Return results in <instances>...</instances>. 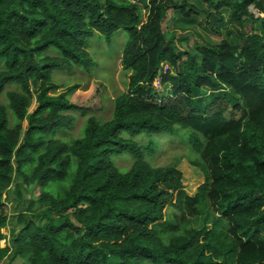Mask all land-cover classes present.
I'll return each mask as SVG.
<instances>
[{"label":"trees","instance_id":"16d2710c","mask_svg":"<svg viewBox=\"0 0 264 264\" xmlns=\"http://www.w3.org/2000/svg\"><path fill=\"white\" fill-rule=\"evenodd\" d=\"M250 6L264 14V0H0V95L17 88L0 101V241L5 193L24 206L0 264H264V16ZM198 27L183 47L177 31ZM118 29L126 91L109 120L58 138L84 111L53 71L91 69L87 39ZM159 137L196 154L193 194L175 165L150 164ZM123 154L125 171L110 161Z\"/></svg>","mask_w":264,"mask_h":264},{"label":"rangeland","instance_id":"374dc122","mask_svg":"<svg viewBox=\"0 0 264 264\" xmlns=\"http://www.w3.org/2000/svg\"><path fill=\"white\" fill-rule=\"evenodd\" d=\"M250 8V7H249ZM142 9L143 20L146 19L147 13L145 8ZM196 28V31L185 30L177 31V35H186V43L183 47H190L194 42H201L199 37L203 34L202 30ZM249 27L247 29L249 31ZM182 36V35H181ZM128 35L123 29L115 31L110 40L107 42L105 36L100 34H93L87 39V52L96 65L89 70L80 67H73L66 70H55L52 73V80L57 84L58 89L56 95L66 93L71 104L78 108H82L84 112L74 111L71 114L74 116V121L67 130H61L63 133L57 135L63 140H70L78 138L82 135V129L91 116L100 121H107L111 118L113 111V100L126 91L128 83L129 72L122 69L120 65L121 52L127 43ZM167 67V66H165ZM0 70L2 65L0 64ZM158 80L155 81L154 86L157 87ZM159 88V87H157ZM17 90L14 85H9L4 88L0 95V101L7 104L6 92L9 90ZM35 107L34 102L29 109L31 112ZM25 123H23V126ZM65 131V132H64ZM123 135H126L123 133ZM133 139L141 143H146L148 140H155L156 135H146L140 133L133 137ZM159 147L154 155L149 158V162L154 167H164L175 165V167L182 173V183L184 191L188 194H193L195 189L203 182L202 173L191 164L192 160L196 159L189 146L182 140L174 138L166 140L159 137ZM110 161L122 171L130 168L132 163L131 156L123 154L120 156H113ZM20 182L19 178L15 177L14 182ZM12 188L5 193V211L7 215V224L1 230L4 238L0 241V246L10 245V236L12 231H16L20 227L18 222V214L24 212V206L16 207V202L13 200ZM25 197V203L31 198L38 195V190L32 188L30 194L21 190ZM17 209V210H16ZM164 220H174L177 211L171 206H167L164 211ZM163 220V221H164ZM9 260V259H8ZM5 264H20V259H15L13 262Z\"/></svg>","mask_w":264,"mask_h":264},{"label":"built area","instance_id":"2783aa9c","mask_svg":"<svg viewBox=\"0 0 264 264\" xmlns=\"http://www.w3.org/2000/svg\"><path fill=\"white\" fill-rule=\"evenodd\" d=\"M250 12L255 16V17H261L264 16V14L260 13L258 10L254 9L252 6L249 8Z\"/></svg>","mask_w":264,"mask_h":264}]
</instances>
